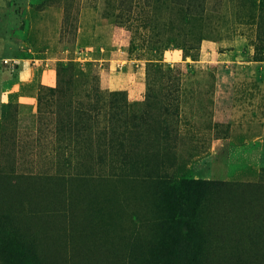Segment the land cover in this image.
<instances>
[{"label": "rangeland", "instance_id": "1", "mask_svg": "<svg viewBox=\"0 0 264 264\" xmlns=\"http://www.w3.org/2000/svg\"><path fill=\"white\" fill-rule=\"evenodd\" d=\"M0 230L29 264H264V0H0Z\"/></svg>", "mask_w": 264, "mask_h": 264}, {"label": "trees", "instance_id": "2", "mask_svg": "<svg viewBox=\"0 0 264 264\" xmlns=\"http://www.w3.org/2000/svg\"><path fill=\"white\" fill-rule=\"evenodd\" d=\"M3 234L0 230V250L4 251L5 254L15 252L10 257H7L8 264H29L26 262V246H24L22 241L13 238L11 235L9 238H4Z\"/></svg>", "mask_w": 264, "mask_h": 264}]
</instances>
